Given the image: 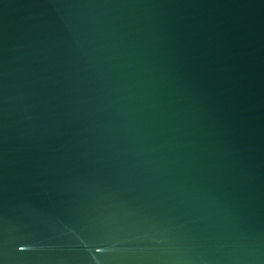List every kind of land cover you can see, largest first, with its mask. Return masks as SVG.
<instances>
[{
    "label": "water",
    "instance_id": "obj_1",
    "mask_svg": "<svg viewBox=\"0 0 264 264\" xmlns=\"http://www.w3.org/2000/svg\"><path fill=\"white\" fill-rule=\"evenodd\" d=\"M0 264H264V0H0Z\"/></svg>",
    "mask_w": 264,
    "mask_h": 264
}]
</instances>
